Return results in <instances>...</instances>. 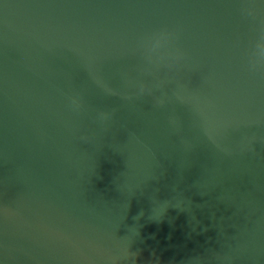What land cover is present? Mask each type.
I'll return each instance as SVG.
<instances>
[{"label":"water","instance_id":"water-1","mask_svg":"<svg viewBox=\"0 0 264 264\" xmlns=\"http://www.w3.org/2000/svg\"><path fill=\"white\" fill-rule=\"evenodd\" d=\"M0 264H264V0H0Z\"/></svg>","mask_w":264,"mask_h":264}]
</instances>
